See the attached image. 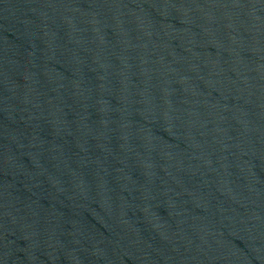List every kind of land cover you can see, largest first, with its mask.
Instances as JSON below:
<instances>
[{
    "label": "water",
    "instance_id": "water-1",
    "mask_svg": "<svg viewBox=\"0 0 264 264\" xmlns=\"http://www.w3.org/2000/svg\"><path fill=\"white\" fill-rule=\"evenodd\" d=\"M0 264H264V0H0Z\"/></svg>",
    "mask_w": 264,
    "mask_h": 264
}]
</instances>
